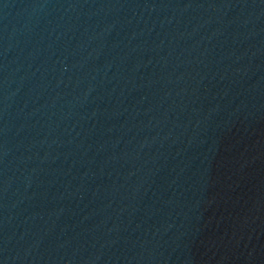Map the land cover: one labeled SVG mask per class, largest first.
Instances as JSON below:
<instances>
[{"label":"water","instance_id":"water-1","mask_svg":"<svg viewBox=\"0 0 264 264\" xmlns=\"http://www.w3.org/2000/svg\"><path fill=\"white\" fill-rule=\"evenodd\" d=\"M0 264H264V0H0Z\"/></svg>","mask_w":264,"mask_h":264}]
</instances>
